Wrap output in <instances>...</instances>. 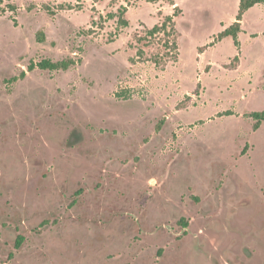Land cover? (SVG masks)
Returning a JSON list of instances; mask_svg holds the SVG:
<instances>
[{"label": "rangeland", "instance_id": "obj_1", "mask_svg": "<svg viewBox=\"0 0 264 264\" xmlns=\"http://www.w3.org/2000/svg\"><path fill=\"white\" fill-rule=\"evenodd\" d=\"M240 1L0 0V264H264V5L219 37Z\"/></svg>", "mask_w": 264, "mask_h": 264}, {"label": "trees", "instance_id": "obj_2", "mask_svg": "<svg viewBox=\"0 0 264 264\" xmlns=\"http://www.w3.org/2000/svg\"><path fill=\"white\" fill-rule=\"evenodd\" d=\"M146 1L149 3L164 1L174 6L176 2V0H146ZM257 5H264V0H241L239 4V11L236 17V21L229 28H227L222 33H220L219 37L221 39L230 37L234 40V44L236 46H239L238 36L243 31L242 30L243 17L249 9ZM177 13H178V8L176 7L175 16L177 15ZM175 16H168L160 25H156L151 30H149L148 35L150 37H153L160 33H164L165 35H168V36L175 35V31H176V29H174L175 27L174 17ZM124 24L126 23L124 22ZM37 39L41 43L45 41V34L43 31H40L38 33ZM173 47L177 48L176 42H173ZM75 65H76V62L72 59L62 60V61H57V62H54L51 60H44L37 64H31L29 69L33 70L35 69V67H38L41 70L68 71L71 67ZM251 118L254 120V126H253L254 129L258 130L261 127V125L264 123V111L252 113ZM20 239L17 241L18 247H20L21 245Z\"/></svg>", "mask_w": 264, "mask_h": 264}]
</instances>
